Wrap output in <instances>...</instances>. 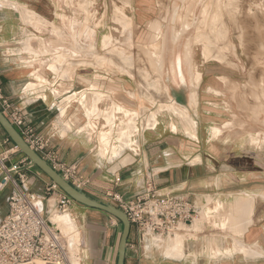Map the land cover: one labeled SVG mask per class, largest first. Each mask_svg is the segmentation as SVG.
Returning a JSON list of instances; mask_svg holds the SVG:
<instances>
[{
	"label": "crops",
	"instance_id": "1",
	"mask_svg": "<svg viewBox=\"0 0 264 264\" xmlns=\"http://www.w3.org/2000/svg\"><path fill=\"white\" fill-rule=\"evenodd\" d=\"M86 1L95 3L88 9L95 15L94 22L102 23L96 29L95 43L79 40L76 44L69 38H59L54 30L55 26L61 24L60 15L85 21L86 14L80 5ZM122 1L117 0V4ZM160 2L131 0L132 6L126 8L125 13L140 28L144 19L156 18L155 5ZM107 3V0H71V5H68L66 0H0V88L5 98L13 107L21 109L26 124L48 141L47 151L54 153L58 162L75 169L80 177L90 181L84 191L94 198L108 202L106 194L113 192L125 199H135L145 193L146 183L152 181L161 194L181 196L193 203L198 215L207 212L209 217L206 221L211 217L217 218L215 226L224 234L227 231L223 228L225 218L236 210L235 206H251V213L245 211L241 216V224L247 227L250 220L254 224L248 226L243 236L235 235L229 226L227 232L231 235L228 240L247 244L259 256L245 257L244 253H238L220 260L217 257L218 249L209 246L208 252L203 251V254L197 250H185L186 258L183 260L167 257L163 252L161 255L169 264H264V187L251 186L257 179L264 180V170L260 168L263 165L261 157L255 156V163L252 162L251 153L246 147L243 151L237 148L233 150L232 147L227 152L221 150L218 144L230 143L225 139L218 142L224 137V132L220 137L215 138L213 134L210 138V131L213 132L215 128L213 126L218 125L211 119L218 117L222 120V114L200 110L199 104L193 115L198 124V138H190L183 133L180 124L177 125L180 132H174L167 120H160L159 116L157 119L151 118L155 114L152 110L155 105L142 94L139 78L131 80L115 70L107 71L106 68L89 65L92 64L87 59L91 45H95V49L98 46L97 50L102 51V40L107 35V22L104 21ZM108 32L113 33L111 30ZM75 49L83 51L82 58L76 59L73 54ZM63 51L67 53V58L61 60ZM79 63L84 64L78 67ZM183 71L185 81H181L180 85L169 83V97L168 100L165 97L163 106L177 103L178 106L190 108L191 75L188 69ZM202 76L198 88L199 100L201 93L217 96L210 92L215 87H208L204 91L202 88L209 77L217 81L222 77L207 71L202 72ZM180 91L186 93L184 101L178 96ZM142 100L148 104L144 107L147 108L143 110L144 113L140 111V104H144ZM124 103L133 109H125ZM125 111H129L130 115ZM121 131L125 133L122 135L124 141L119 136L122 133L117 134ZM3 135L5 137L4 132ZM107 135L111 136L108 141L104 139ZM0 147H3L2 143ZM127 155L133 156L134 161L112 171L113 166ZM21 157L24 156L21 154ZM18 159L16 156L9 163H17ZM27 174L28 187L43 197L51 180L36 167L27 170ZM227 180L242 182V186L230 187ZM14 191L13 186H9L0 194V222L9 213V199ZM54 198L51 196L43 202L45 211L50 209ZM218 205L220 211L215 210ZM208 209H212L211 213ZM89 211L97 210L78 203L71 207V215L80 230V236L75 235L82 248L83 235L91 227L89 217L92 214ZM60 227L65 232L69 231L62 225ZM200 231L201 224L199 231L193 235ZM172 237L162 240L169 241ZM154 241L149 238L137 251L127 250L126 264H151L152 252L157 250V246L149 249V245ZM161 241L159 243L163 244ZM89 244L87 254L93 264H96L95 261H98L97 264L111 263L112 252L106 248V244L101 251H97L93 243Z\"/></svg>",
	"mask_w": 264,
	"mask_h": 264
},
{
	"label": "rangeland",
	"instance_id": "2",
	"mask_svg": "<svg viewBox=\"0 0 264 264\" xmlns=\"http://www.w3.org/2000/svg\"><path fill=\"white\" fill-rule=\"evenodd\" d=\"M159 1L161 2L157 6L155 5L156 18L154 20L144 19L142 26L138 28L136 23H134V19L125 13L126 8L132 6L131 0H123L119 4H117V0H107L108 6L104 14L106 17L104 21L107 22L106 26L108 27L107 35L102 40V51L97 50L99 48L96 46L95 53L100 56H88L89 58L87 59L92 61V64L90 63L89 65L98 69L106 68L108 69L107 71H118V74L131 80L132 78H139L141 82L139 87L142 94L148 98L149 102L151 101L155 105V109H152L155 114L151 118L157 119L159 116L160 120H167L169 124H172L174 132H180L177 126L180 124L183 133L190 138L196 139L192 135L190 127L194 124L192 121H196L193 115L196 113L195 111L199 104L200 110L210 111L217 115L222 114L224 116L222 120L218 117L211 119L218 125L213 126L215 128L213 132L212 130L210 131V138H212L213 134L215 138L220 137L224 132V137L218 142L225 139L230 140V143L227 145H224V143L218 144L221 145V150L227 152L232 147L233 150L237 148V150L243 151L246 147L247 151L251 153L252 162L255 163L256 157H261L263 165L259 167L264 170V41H261V39L264 40V36H262L264 35V0ZM66 4L71 5V0H66ZM94 4L93 1H86V3L81 2L80 5V9L86 16L93 19V26L83 23V21L76 24L71 20L73 25H78L77 30L71 26V32L78 31L77 35L81 39L87 40L90 37V32L96 34V29L102 25L99 21H96L97 23L94 22L95 15L89 11ZM250 12L253 15H255L254 12L257 13L256 16L258 18L256 16L249 18V15L252 14ZM60 16V25L63 27V17L62 15ZM253 19L258 20L257 23ZM249 20L251 21L249 22ZM252 26H255V28ZM251 27L256 31H260H257L255 35ZM109 30L113 33H109ZM251 30H253V33ZM68 31L64 27L62 34L54 30L57 36L62 39H65L64 34L68 33ZM258 32H261V35ZM257 36L260 38L258 41H256ZM106 37L109 44L104 41ZM249 39H251L250 42H248ZM252 41L257 43L256 46L254 45L255 42L252 43ZM249 44H251V47ZM253 50H256V52ZM256 53H259V55H255ZM73 54L76 59L82 58L76 56L74 51ZM178 57L181 58L180 69H178L177 63L173 60ZM65 58H67V53L63 51L60 59L63 60ZM81 64L84 63H79L77 66L79 67ZM184 69L190 71L191 92L190 108L182 106L185 114L182 115L175 113L171 108L177 103H171V105L166 103V106H163V104L165 103V97L166 100L169 97V83L173 82L180 85L181 81H185ZM206 71L209 73L213 72L214 75L218 74L222 78L217 81L214 77H209L202 90L204 91L208 87L213 86L215 88H211L210 92L217 96H207V94L201 93L199 100L198 88L203 77L202 72ZM185 94V92L180 91L178 96L184 101L186 99ZM144 100H142L144 104H140L141 113H144L143 110L147 109L144 107L148 106L147 101L145 100V102ZM123 106L127 110L133 109L125 103ZM125 112L127 114L130 113L129 111ZM223 126L225 130L222 128ZM120 138L123 140L122 134ZM104 139L108 141L111 136H104ZM5 141L6 137H4L0 128V143L3 146L2 148L0 147V160L6 156L8 151L14 148L13 145L5 144ZM16 156L19 157V161L24 159V157H21V153L13 152L9 156L8 162L13 161ZM254 163H252V169L255 167ZM228 185L238 188L242 186V182L229 180ZM260 185L264 187V180L257 179L253 181L251 186L259 187ZM220 209L219 205L215 207L217 211H220ZM235 209L229 218H225L223 228L228 231L230 226V230L235 235L243 236L248 227H243L241 216L245 211L251 213V206L249 204H241L238 207L235 206ZM211 210L208 209L209 213H211ZM89 212L92 214V217H89L91 227L83 235L82 249L84 252L81 264H85L84 261L87 260V256L86 264H93L89 253L87 254L89 243H93L97 251H101V247L106 244V248H109L110 252H112L110 264H116L122 226L116 219L105 213ZM208 217V214L207 217H204L203 213L197 216L196 220H201V231L195 237L190 238V241L184 243L185 250H197V252L203 254V251L208 252L209 246H211V249H218L217 257L219 258L218 254L222 251V248L228 249L234 246L235 248L232 250H237V247L240 246L246 249L249 248L247 244L229 241L228 238L231 234L227 231H225V234L220 233L215 226L217 218L211 217L206 221ZM248 224L252 225L254 221L250 220ZM182 228L184 229V227ZM182 230L180 232L177 231L176 234H194L199 231L190 230L192 232H189V230ZM155 241L152 245H149V249L153 246L158 247H156L157 250H153V259L150 263L169 264L161 255L166 252L167 241H164L163 244L158 243L157 240ZM223 250L225 251L226 249ZM244 256L247 257L246 255ZM95 262L97 264L98 261Z\"/></svg>",
	"mask_w": 264,
	"mask_h": 264
},
{
	"label": "built area",
	"instance_id": "3",
	"mask_svg": "<svg viewBox=\"0 0 264 264\" xmlns=\"http://www.w3.org/2000/svg\"><path fill=\"white\" fill-rule=\"evenodd\" d=\"M0 109L28 145L71 184L82 190L89 186V180L58 162L54 153L47 151L48 141L26 124L22 110L13 107L1 88ZM5 144L12 145L9 139ZM13 152L20 153L14 146L0 160V194L9 186L15 190L9 199V213L0 222V264H81L83 251L75 235L77 229L65 232L53 221L55 217L67 216L75 222L71 207L76 202L52 181L45 188L43 197L31 191L27 170L33 166L26 158L9 164ZM145 188V193L135 199H125L113 192L106 194L108 203L122 210L131 223L128 251H137L149 238L172 237L182 227H191L198 216L196 206L184 197L163 195L152 181L147 182ZM51 196H55V201L50 209H39Z\"/></svg>",
	"mask_w": 264,
	"mask_h": 264
},
{
	"label": "water",
	"instance_id": "4",
	"mask_svg": "<svg viewBox=\"0 0 264 264\" xmlns=\"http://www.w3.org/2000/svg\"><path fill=\"white\" fill-rule=\"evenodd\" d=\"M0 127L8 139L15 145L19 152L31 163L33 167L39 169L46 177L56 184L66 195L76 203L103 212L122 224L116 264H126L127 245L131 235V223L126 214L115 205L104 202L87 194L84 190L71 184L61 173H59L46 159L33 150L25 141L20 132L14 127L10 120L0 109ZM131 156V155H127ZM133 159L134 157L131 156ZM126 166V165H125ZM39 209H42L39 206Z\"/></svg>",
	"mask_w": 264,
	"mask_h": 264
},
{
	"label": "bare ground",
	"instance_id": "5",
	"mask_svg": "<svg viewBox=\"0 0 264 264\" xmlns=\"http://www.w3.org/2000/svg\"><path fill=\"white\" fill-rule=\"evenodd\" d=\"M7 3V2H6ZM254 4V3H253ZM263 5H264V3H263ZM21 6V5H20ZM20 6H18V7H20ZM18 7H17V9H18ZM256 7V6H255ZM250 8V7H249ZM264 9V8H263ZM23 10V8L21 9V11ZM24 10H26V9H24ZM250 10V9H249ZM27 11V13H30V14H32V12H29V10H26ZM258 12V11H257ZM261 12V11H260ZM252 12H250V14H251ZM254 14L255 15H253V13L251 14V15H253V16H251V15H249V18L250 17H253L254 18V16H256L257 15V13H255L254 12ZM259 14V13H258ZM34 17H36V16H34ZM61 17V16H60ZM62 17H63V27L65 28V29H68L69 30V32H71V26H72V28L74 29V28H76V30L78 29V25H73L72 23H71V20H73V22L74 23H76L77 24V22H82V20H80V19H78V18H74V19H67V18H65V16H63L62 15ZM87 17V19H85L84 18V20L85 21H83V23L85 22V23H87V24H90V26H93L94 24H93V19L92 18H89V16H86ZM257 17V16H256ZM258 18V17H257ZM256 19V18H255ZM255 19H253V21L255 20ZM37 21V20H36ZM76 21V22H75ZM251 20H249V22H250ZM252 21V22H253ZM256 21V20H255ZM258 21V20H257ZM257 21L255 22V23H257ZM248 22V23H249ZM250 24V23H249ZM254 24V23H253ZM252 24V25H253ZM159 25V24H158ZM255 25V24H254ZM264 25V24H263ZM248 26V25H247ZM251 26V25H250ZM63 27H61V25H59V26H55V31H57L58 33H63ZM67 27V28H66ZM252 27H254L255 28V26H252ZM251 27V28H252ZM249 28V27H248ZM254 28H252L253 30H254ZM257 28V27H256ZM262 29V28H261ZM157 30V29H156ZM250 30V29H249ZM253 30H251V32L253 31ZM158 31V30H157ZM257 31H260V30H257ZM257 31L256 30H254V32H255V35H256V33H257ZM77 32L78 31H75L74 33L72 32V33H66V34H64V38L65 39H71L72 41H74L76 44H77V42L80 40V41H82V42H84V43H86V42H91V43H93L94 42V39L96 38V34L95 33H92V32H90V37L89 38H87V40L86 39H81L78 35H77ZM253 33V32H252ZM260 35H261V32H258ZM264 33V32H263ZM252 35V34H251ZM260 35H258V36H260ZM249 37H251L250 35H248ZM257 36V39H256V41H258V39H260L259 37ZM262 36H264V35H262ZM262 38V37H261ZM253 39H254V37H253ZM250 40L251 39H249L248 40V42H250ZM255 40V39H254ZM104 41L106 42V44L108 43L109 44V42H108V38L106 37L105 39H104ZM166 41V40H165ZM260 41V40H259ZM261 41H264V40H262L261 39ZM114 42V41H113ZM255 42V41H254ZM253 41H252V43H254ZM61 43V42H60ZM256 42H255V46H256ZM260 44V43H259ZM251 44H249V46H250ZM254 45H252L253 47H254ZM259 46V45H258ZM251 47V46H250ZM257 48H259V47H257ZM250 49V48H249ZM248 49V50H249ZM255 49V48H254ZM264 49V48H263ZM95 46H93V45H91V52H89L90 54L89 55H92V56H97L98 54H96L95 53ZM103 51H104V49H103ZM250 51V50H249ZM252 51V50H251ZM253 51H255L256 52V50H253ZM257 51H259V50H257ZM74 53H75V55L76 56H79V57H83L82 55H83V51H81V49H75L74 50ZM259 55V53H256L255 55ZM253 55H254V53H253ZM98 56H100V55H98ZM248 56H251V55H248ZM256 58V57H255ZM163 60H164V57H163ZM176 63H177V66H178V69H180V63H181V58L180 57H178V58H175V59H173ZM164 62V61H163ZM250 62V61H249ZM131 65V64H130ZM250 65H251V63H250ZM252 66V65H251ZM163 67H164V65H163ZM262 71V70H261ZM118 72V71H117ZM250 74V73H249ZM254 74V73H253ZM252 76V75H251ZM262 77V76H261ZM175 82V81H174ZM251 82V81H250ZM261 82V81H260ZM263 85V84H262ZM262 88V87H261ZM172 108V110L175 112V113H177V114H182V115H185L184 114V111H183V108L181 107V106H178V105H174V106H172L171 107ZM129 123V122H128ZM192 123H194V124H192ZM192 125H191V127H190V130H191V133H192V135L197 139L198 138V136H197V126H198V124H197V122L196 121H192ZM127 127V126H126ZM135 127V126H134ZM136 128V127H135ZM118 132V131H117ZM138 132V131H137ZM120 133H122V135H123V133L124 132H119V133H117V134H120ZM125 134V133H124ZM137 133H135V135H136ZM120 137H121V134L119 135ZM107 137H108V135H107ZM126 139H130V138H126ZM123 141H124V137H123ZM124 143H127V142H124ZM123 143V144H124ZM124 146H125V144H124ZM106 149V148H105ZM112 151V150H111ZM119 151V150H118ZM102 152V151H101ZM113 152V151H112ZM111 152V153H112ZM119 153H121V151L119 152ZM104 154V153H103ZM102 154V155H103ZM120 155V154H119ZM104 156V155H103ZM105 157V156H104ZM134 161V159L131 157V156H126L125 158H123L118 164H116L115 166H113V169H112V171L113 170H117L120 166H122V165H127V164H129V163H132ZM207 200V199H206ZM211 201V200H210ZM207 202V201H206ZM206 211V210H205ZM207 213V212H206ZM206 213L204 212V214H203V216L205 217H207V215H206ZM234 218H235V216H234ZM236 219V218H235ZM54 222H56V223H58L59 225H62L63 226V228L65 229V230H72V229H77V231H75V233H76V235L77 236H80V230L78 229L79 227H78V225L76 224V222H74L73 221V219L71 218V217H67V216H59V217H55L54 218V220H53ZM202 221L204 222V220L202 219ZM240 221H242V220H240ZM200 224H201V220H198L196 223H195V225L190 229V228H188L187 230H189V232H192V231H197V230H199V228H200ZM250 224V223H249ZM248 224V225H249ZM248 227V226H247ZM61 228V227H60ZM190 230H192V231H190ZM192 235L193 234H191V233H188V234H184V233H181V234H176V236H175V238H172V239H170L169 241H167V245H166V247H165V256H167V257H171V258H174V259H177V260H181V259H184V258H186V254H185V245H184V243L187 241V240H189L190 238H192ZM76 236V237H77ZM193 236H195V235H193ZM79 238V237H78ZM162 240V239H161ZM161 240H157V241H161ZM156 242V241H155ZM162 242H164V240H162ZM159 243V242H158ZM160 245V244H159ZM237 253H244L247 257H255V256H259V253L256 251V250H254V249H246V248H244V247H237V250H232V249H226L225 251L222 249V251H220L219 252V254H218V256H219V258L220 259H222V258H229V257H232V256H234L235 254H237ZM190 254V253H189ZM196 257V256H195ZM194 258V257H193Z\"/></svg>",
	"mask_w": 264,
	"mask_h": 264
},
{
	"label": "trees",
	"instance_id": "6",
	"mask_svg": "<svg viewBox=\"0 0 264 264\" xmlns=\"http://www.w3.org/2000/svg\"><path fill=\"white\" fill-rule=\"evenodd\" d=\"M5 134V133H4ZM5 137H6V139H8V137L6 136V134H5ZM9 142L13 145V146H15L10 140H9ZM25 158V157H24ZM117 222L122 226V224L117 220Z\"/></svg>",
	"mask_w": 264,
	"mask_h": 264
}]
</instances>
